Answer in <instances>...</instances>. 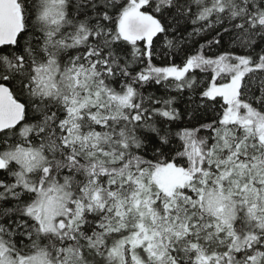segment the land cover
<instances>
[{
  "label": "snow or ice",
  "instance_id": "6c2138e0",
  "mask_svg": "<svg viewBox=\"0 0 264 264\" xmlns=\"http://www.w3.org/2000/svg\"><path fill=\"white\" fill-rule=\"evenodd\" d=\"M0 264H264V0H0Z\"/></svg>",
  "mask_w": 264,
  "mask_h": 264
}]
</instances>
